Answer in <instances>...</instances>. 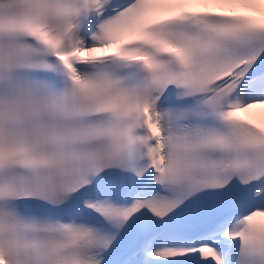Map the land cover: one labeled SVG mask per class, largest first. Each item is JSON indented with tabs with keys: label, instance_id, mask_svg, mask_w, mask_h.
<instances>
[{
	"label": "snow or ice",
	"instance_id": "1",
	"mask_svg": "<svg viewBox=\"0 0 264 264\" xmlns=\"http://www.w3.org/2000/svg\"><path fill=\"white\" fill-rule=\"evenodd\" d=\"M257 217L264 0H0V264H264Z\"/></svg>",
	"mask_w": 264,
	"mask_h": 264
},
{
	"label": "bare ground",
	"instance_id": "2",
	"mask_svg": "<svg viewBox=\"0 0 264 264\" xmlns=\"http://www.w3.org/2000/svg\"><path fill=\"white\" fill-rule=\"evenodd\" d=\"M239 115H241L242 118H246V119L249 118V117H248V114H246V113H241V114H239Z\"/></svg>",
	"mask_w": 264,
	"mask_h": 264
}]
</instances>
